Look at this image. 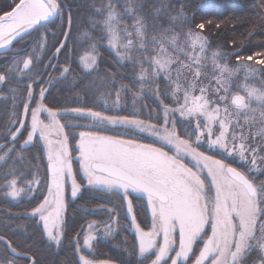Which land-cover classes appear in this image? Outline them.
Masks as SVG:
<instances>
[{
  "label": "snow or ice",
  "instance_id": "6c2138e0",
  "mask_svg": "<svg viewBox=\"0 0 264 264\" xmlns=\"http://www.w3.org/2000/svg\"><path fill=\"white\" fill-rule=\"evenodd\" d=\"M118 4L93 0L88 27L75 40L67 0H12L0 13V49L13 53L0 64V99H11L0 125V195L35 201L25 215L49 245L68 249L64 264H264V86L251 82H264V51L255 59L242 49L213 51L205 23L194 24L184 5L169 0L152 8L151 20L145 0ZM253 7L264 23V0ZM50 26L63 28L62 39L40 64L48 35L56 36ZM34 33L39 51L15 47ZM84 40L79 61L89 75L99 72L107 47L115 64L132 66V83L107 71L84 84L91 104L50 107L55 82L46 70L64 55L58 80L68 79L73 48ZM37 146L41 153L31 154ZM85 192L107 197L85 209L107 219L87 220L69 236V203ZM138 201L150 209L147 223L138 220ZM3 227L15 231L8 221ZM120 228L134 237H123L127 259H98L100 242ZM0 264L39 262L31 244L0 232Z\"/></svg>",
  "mask_w": 264,
  "mask_h": 264
},
{
  "label": "trees",
  "instance_id": "16d2710c",
  "mask_svg": "<svg viewBox=\"0 0 264 264\" xmlns=\"http://www.w3.org/2000/svg\"><path fill=\"white\" fill-rule=\"evenodd\" d=\"M7 2L8 0H0V13L7 10L5 6L10 5ZM92 2L93 0H67V6L71 10L73 17V40L88 27V17L93 14ZM257 2L258 0H169V6L179 8L181 5H184L186 11L192 17L194 24L205 23V28L202 31L208 37L213 51L218 50L222 53H231L237 49H242L241 54L248 56L264 51V48L261 47L264 44V23L258 22L256 18L257 9L253 7ZM122 3L123 0H119V4ZM159 3L160 0H145V11L149 14L150 20L152 8ZM96 4L99 6L100 0H96ZM125 19L131 25V17H126ZM160 20L163 26H168L166 16L162 15ZM50 28L51 31L56 32V36L48 35L50 42L41 54L42 58L38 62L40 64H47L54 53V48L58 46L57 42L62 39L61 33L63 32V28H52L51 26ZM249 33L252 35L249 36ZM33 35V40L25 39L18 42L15 47L30 52L35 45L39 51L37 44L39 34L34 33ZM87 45L88 41L84 40L82 43L78 42L76 47L73 48L71 54L72 74L68 79L58 80L60 76L59 68L63 65L64 55L58 57L54 70L51 67L46 70L47 72H52V78L55 82L54 87L50 88L47 94L46 102L50 107L76 106L77 102L81 100L91 104L93 101L90 99V93H87L84 84L88 80L96 79L98 76H105L107 71L117 73L116 79L118 82L132 83V66L127 63L123 67L115 64L116 57L107 47L100 48L99 72L89 75L79 61V56L87 52ZM3 55H1L2 57L0 56V64L5 63L12 54ZM234 62V60L229 61V63ZM40 70L45 71L44 68ZM46 76L47 74L45 75V79ZM4 95H7L6 89L4 90ZM122 98L125 103L131 104V96L129 94L123 93ZM145 100L149 104L153 103L149 97H145ZM137 106H139V101L137 102ZM10 108V97L8 100L0 99V125L9 118ZM30 151L31 154H40L42 149L40 146H37L31 148ZM38 163L40 165V175L43 177L45 173L44 158H41ZM43 194V187H41L37 192V197ZM106 200L107 197L102 199L85 192L82 198L70 201L68 235L71 236L74 232L80 231L81 225L87 220H106L107 216L102 212L85 214V209H94L98 204L104 203ZM34 203V200H29L27 197H24L20 201H13L0 195V232L13 235L16 237V242L18 243L26 241L27 244H31L32 252L39 264H64L69 256L68 249L66 247L57 249L54 245H49L40 227L25 215L26 212L31 210V205ZM120 212L123 214V208L120 209ZM137 215L138 220L144 215L142 208L138 205ZM5 221L10 222L11 227L15 229L13 233H7V230L4 229L3 224ZM123 237H127L129 243L134 239L132 234L130 235L129 232H125L123 228H120L115 238L100 242L97 258L103 260L111 257L116 261L127 259L126 254L121 251V248L124 246ZM132 264H134V258Z\"/></svg>",
  "mask_w": 264,
  "mask_h": 264
},
{
  "label": "rangeland",
  "instance_id": "374dc122",
  "mask_svg": "<svg viewBox=\"0 0 264 264\" xmlns=\"http://www.w3.org/2000/svg\"><path fill=\"white\" fill-rule=\"evenodd\" d=\"M7 1V0H6ZM11 2H12V0H8V2L7 3H9L10 5H11ZM10 5H8L7 7L5 6V8L8 10H10ZM34 35H32V36H29L28 38H26V39H31V40H33V37ZM50 42V40L48 39V42H47V44ZM16 48H18L19 49V47H16ZM8 54V53H7ZM7 54H5V55H7ZM10 54H12L13 55V53H10ZM5 55H3V56H5ZM53 56V55H52ZM52 56L50 57V59H52ZM254 56V55H253ZM2 57V56H1ZM254 59H255V56H254ZM249 63H252V61H250ZM53 64L55 65L56 64V60H53ZM51 69L52 70H54V68H52L51 67ZM51 74H52V72H50ZM46 79H47V76H46ZM252 83H254L257 87H261V86H264V82H262L261 80H259V79H257V80H253V81H251ZM44 163L46 164V160L44 159ZM74 166H75V162H74ZM136 204L139 206V207H141L142 208V211H143V213H144V215H142L141 217H140V221H142L143 223H147L148 222V220H149V218H150V209H148L147 207H146V205L144 204V202L143 201H138V202H136ZM130 233V235L132 234L131 232H129ZM45 238H46V236H45ZM47 240V239H46ZM251 259H257V255H256V253L255 252H253V254H252V257L250 258V260Z\"/></svg>",
  "mask_w": 264,
  "mask_h": 264
},
{
  "label": "water",
  "instance_id": "95a60500",
  "mask_svg": "<svg viewBox=\"0 0 264 264\" xmlns=\"http://www.w3.org/2000/svg\"><path fill=\"white\" fill-rule=\"evenodd\" d=\"M18 42H14V44L16 45ZM4 51L3 49H0V56L4 54Z\"/></svg>",
  "mask_w": 264,
  "mask_h": 264
}]
</instances>
